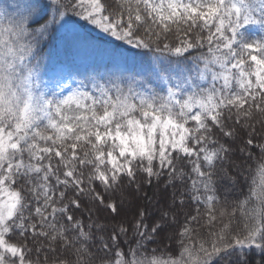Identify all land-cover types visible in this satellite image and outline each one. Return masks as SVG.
<instances>
[{
	"label": "snow or ice",
	"instance_id": "6c2138e0",
	"mask_svg": "<svg viewBox=\"0 0 264 264\" xmlns=\"http://www.w3.org/2000/svg\"><path fill=\"white\" fill-rule=\"evenodd\" d=\"M0 264H264V0H0Z\"/></svg>",
	"mask_w": 264,
	"mask_h": 264
},
{
	"label": "trees",
	"instance_id": "16d2710c",
	"mask_svg": "<svg viewBox=\"0 0 264 264\" xmlns=\"http://www.w3.org/2000/svg\"><path fill=\"white\" fill-rule=\"evenodd\" d=\"M88 31L90 36L87 44L77 46L66 52L63 43L59 42L55 46L46 48L44 54L47 56L55 52L61 59H74L77 63L85 64L100 63L102 58L106 61V57H102V54L105 51L111 52L118 42L108 43L107 41L110 38L104 37V34L99 33L98 31H93L90 26ZM123 47L127 48L128 46L125 45ZM136 51L138 50L124 52L123 55L131 56L132 53H135ZM136 59L139 60L141 57H136Z\"/></svg>",
	"mask_w": 264,
	"mask_h": 264
}]
</instances>
